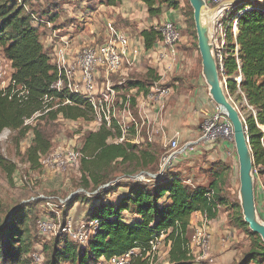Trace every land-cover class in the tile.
Wrapping results in <instances>:
<instances>
[{
  "label": "trees",
  "instance_id": "obj_1",
  "mask_svg": "<svg viewBox=\"0 0 264 264\" xmlns=\"http://www.w3.org/2000/svg\"><path fill=\"white\" fill-rule=\"evenodd\" d=\"M120 1L102 0V3L117 6ZM138 1L150 17L158 16L163 5L167 9L179 7L173 0ZM25 3L26 0H0V53L10 69L9 83L0 90V134L8 130L18 143L32 133L25 154L30 166L37 168L40 158L49 153L51 143L39 125L25 124L26 120L94 122L95 115L85 98L66 88L54 87L61 73L41 43L40 32L45 23L58 19V12L45 8L34 13L28 9L30 4ZM186 5L184 22L196 41L192 11ZM245 7L249 9L237 18L236 35L230 32L226 36L222 68L218 70L220 79L225 80L226 96L244 120L257 184L264 177V0L235 3V10ZM160 36L153 27L142 30L144 49H153ZM194 48L198 52L196 42ZM157 80L156 72L147 69L143 77L126 80L124 88L147 95ZM134 103L131 98L132 107ZM120 137V127L112 120L109 125L101 123L83 138L78 150L84 156L79 165L81 181L83 188L91 189V193L89 197L77 196L74 203L85 202L84 220L95 221L96 226L85 245L68 240L60 232L52 246L44 248V264H100L102 259L109 261L133 249L144 248L162 233L166 234L164 241L169 244L168 264H202L195 261L188 248L189 218L199 212L212 221L222 209H231L230 224L242 230L251 241L250 249L236 264H264L262 241L248 230L239 204H229L224 196L227 177L222 175L228 170L225 163L211 164L208 170L216 175V180L207 186L187 184L178 172L169 168L151 181L141 182L132 177L136 169H131L129 164L135 163L137 168L151 166L150 171L155 174L162 149L148 144L113 143ZM117 168L122 180L112 176ZM0 170L11 178L15 166L0 155ZM210 192L213 195L207 197ZM30 212L26 206L19 205L0 223V264H30ZM258 214L264 220L259 211ZM65 215L63 212L64 224Z\"/></svg>",
  "mask_w": 264,
  "mask_h": 264
},
{
  "label": "rangeland",
  "instance_id": "obj_2",
  "mask_svg": "<svg viewBox=\"0 0 264 264\" xmlns=\"http://www.w3.org/2000/svg\"><path fill=\"white\" fill-rule=\"evenodd\" d=\"M173 1L179 3L183 16H186L188 12L186 5V3H188L187 0ZM43 2L38 0L37 2L34 0H26L25 4H30V7H28L29 11L34 10V13H36L39 12L40 9L45 8L44 6L49 5L48 0H46L44 3ZM254 2L255 4H258L257 1ZM54 6L58 5L56 4ZM159 25L160 23L156 24L155 26ZM184 25L183 35L189 42L190 50L195 51L194 44L195 42L197 43V40L195 41L193 39L191 31L187 28L185 23ZM62 27L63 25L58 23L56 20L54 23H45V26L41 28L40 32L41 43L46 47L51 57V62L60 69H63L68 65L67 61H64L63 63L61 61L65 52H61V50L59 51L60 44H62L61 38H64L66 35H68L67 32L63 31ZM90 32H93V35H90ZM73 33H76V30L73 32L71 31V34ZM88 35L90 36V40L84 37L83 40H79L77 42L74 47L75 50L72 53L74 54L73 56L76 57L80 50L85 46L102 45L105 41V39L102 38L100 32H95V30H88ZM69 39H72V35L69 37ZM64 59H66L65 56ZM198 68L200 71V57L198 58ZM2 69L6 72L3 79V86L5 88L9 78L10 69H8V64L5 62H3ZM143 76L144 75L142 74L139 75L133 72L129 77H120L118 73H112L109 75V80L111 85H114L116 86L115 88L119 89L124 88V83L127 79L141 78ZM148 95L149 93L144 95V97H147ZM133 99L135 102L133 106L134 116L137 121H140L137 113V103L135 98ZM208 100L211 104L210 112L215 114L218 113L223 117L219 108L211 102L209 97ZM33 123L39 125L51 143V149L49 153L40 158L39 166L37 168H32V166H30V164L26 161L25 153L32 140V133H28L26 137L23 140L18 141V143L13 133L10 131L4 130L0 134V155L13 163L15 166V171L11 178H8L6 174L0 170V223H3L9 213L19 205H24L26 208L30 209V219H28L29 229L31 231L32 237L30 264H44L46 260L44 248H50L56 236L61 232V227L64 225V223H62L63 212L66 213L64 218L65 223L69 220L70 222L77 224H79L81 221H85L83 216L86 210L85 202H74L77 196L89 197L91 193V189L83 188L80 166L77 169L67 166H64V168L61 166L59 170L50 169L49 165L52 161L50 156L56 152L65 150H80L83 138L87 133L96 130L97 125L94 122H68L62 119H58L53 122L48 120L36 122L31 120L29 122V124ZM130 134L135 135V130L132 129ZM141 135L145 140L147 139L143 131ZM219 141H222L221 152L226 159L225 164L228 167L227 174L226 172H223L222 175L223 177H227L224 196L227 200H229V204H239L238 162L233 141L232 138L229 137H222ZM137 145L140 146L144 144L140 143ZM179 145L181 146L182 144ZM161 149L162 151L160 157L167 151L166 148ZM160 157L157 162V169L160 165ZM176 161L177 159L175 158L172 161L171 167L167 170L176 172ZM208 165L209 166L206 167L207 164H205V167H203L202 170L206 171V169L211 166V164ZM129 167L131 169H136L135 175L132 177L141 182H146L145 180L150 179L147 176L148 173L153 174V172L150 171L152 169L151 166L147 168H137L136 164L133 163L129 164ZM179 175L181 174L179 173ZM112 176L116 177L115 180H122L119 168H117ZM70 206L72 207L70 208ZM230 213L231 209L221 210L217 228L214 230V232L211 229V225L209 226L210 239L208 240L209 248L207 254L204 255L199 250L194 248L191 254L195 258V261L206 264V260L211 259L212 264H236L242 260L244 254L250 249L251 241L242 230L237 229L230 224ZM261 221L264 222V220ZM42 222H48L51 224V231L47 233L41 232L39 224ZM194 231L195 227H192V229L190 228V239L193 236Z\"/></svg>",
  "mask_w": 264,
  "mask_h": 264
},
{
  "label": "built area",
  "instance_id": "obj_3",
  "mask_svg": "<svg viewBox=\"0 0 264 264\" xmlns=\"http://www.w3.org/2000/svg\"><path fill=\"white\" fill-rule=\"evenodd\" d=\"M234 1L238 2L239 0H205L208 8L213 10L210 16V39L220 70L226 46V36L230 32L235 36L237 18L249 9V7H245L243 10H235ZM258 2H262V0H258ZM168 9L176 10L178 8L170 7ZM182 21L184 25V16ZM106 28L109 32L107 42L102 45L85 46L74 58L71 65H67L63 69L57 66L60 70L61 78L58 79L54 87L57 90L66 88L71 93L85 98L94 112V123L97 127L101 123L109 125L112 120L117 122L121 130V137L114 140L113 143L131 144L132 139L129 138L131 130L134 129L137 134H140L143 124L141 120L137 121L135 119L134 108L131 106V95L122 99L118 98V90L111 85L109 80L110 74L120 72L129 63L127 61L128 38L123 33L116 31L111 24H107ZM153 28L161 35L155 44V47L158 48L157 67L163 66L161 68L162 74L157 75L158 80L153 83L149 91L151 96L156 97V101H164V97L169 92V88L166 87L169 83L168 73L172 72L176 62L177 50L185 39L183 35L184 27L179 26L177 22L167 20ZM61 61L63 63L65 59L62 58ZM3 62V59L0 58V90L4 89L3 79L6 74L2 69ZM102 77L104 78L103 80ZM9 78L7 84L9 83ZM210 111L203 118L199 134L195 140L180 146L177 137H174L163 146L167 151L160 160L157 172L150 177L148 176L150 178L149 181L163 173L167 168H170L172 161L181 154H203L205 150L213 148L219 142H222L219 141L222 137L232 138L233 141L231 124L221 112L225 119L220 114L211 113ZM30 121L26 120L25 124H29ZM50 157L52 160L49 165L50 169L59 170L61 166L62 168L64 166L74 169L79 168L84 156L78 150H65L56 152ZM253 173L254 175L256 174L255 168ZM262 193L264 196V189ZM212 195L213 193L210 192L207 197ZM95 226V221H81L77 224L69 220L61 227V232L68 237V240L79 245H85ZM39 227L43 233H47L52 229V225L48 222L40 223ZM192 227H195V231L188 243L190 253L196 248L204 255L207 254L209 248L208 240L210 239L209 221L199 212L193 213L189 218V229H192ZM165 237L166 234L162 233L151 240L148 246L144 248L133 249L109 261L102 259L101 262L104 264H134L135 262L161 264L163 259L168 260L169 244L165 243ZM206 261V264H212L211 259Z\"/></svg>",
  "mask_w": 264,
  "mask_h": 264
},
{
  "label": "crops",
  "instance_id": "obj_4",
  "mask_svg": "<svg viewBox=\"0 0 264 264\" xmlns=\"http://www.w3.org/2000/svg\"><path fill=\"white\" fill-rule=\"evenodd\" d=\"M34 1L37 2V0ZM38 1L45 2L46 0ZM48 1L49 5L44 7L58 12L57 21L63 25V31L68 33L64 38H61L62 44H60L59 49V51L65 52L63 58L66 57L65 61L68 62V65H71L75 58L72 53L77 42L83 40L84 37L90 38L88 30L100 32L105 43L109 37L106 26L111 24L116 31L123 33L128 38L127 61L129 63L118 72L120 77H129L133 72L144 75L147 69L154 70L157 75L162 74L163 65L157 67L158 48L154 46L153 49L146 51L140 32L167 20L177 22L179 26L184 27L180 5L176 10L167 9L163 5L158 16L149 17L144 5L138 0H121L117 6H107L102 3V0ZM56 4L58 6L54 9ZM75 30L76 33L71 34V31ZM236 33L237 27L234 35ZM71 35L72 39H69ZM90 35H93V32H90ZM198 58V53L190 50L188 40L184 39L177 50L173 70L168 73L169 83L166 87L169 88V92L164 97V101H156V97L151 96L150 91L149 95L144 97L142 93H137L135 90L116 88L118 98L122 99L128 95L135 98L137 113L143 124L140 134L136 132L135 135L130 134L131 144L147 143L163 148L174 137H177L179 144L189 143L197 138L200 124L211 109L207 97L208 89H206L207 86L202 78L201 70L199 71L198 68ZM142 131L145 133L146 140L141 135ZM221 144L222 142H219L200 155L187 153L176 157V172L182 175L181 177L185 179L187 184L207 186L216 180V175L209 172L208 168L203 171L204 165L207 164L206 167H208V164L217 161L226 163L221 152ZM151 175L153 174H147L149 177ZM263 189L264 177L258 180L255 190L257 209L262 216H264ZM219 216L215 220L209 221V226L211 225L213 232L217 228ZM161 264H168V262L163 260Z\"/></svg>",
  "mask_w": 264,
  "mask_h": 264
},
{
  "label": "water",
  "instance_id": "obj_5",
  "mask_svg": "<svg viewBox=\"0 0 264 264\" xmlns=\"http://www.w3.org/2000/svg\"><path fill=\"white\" fill-rule=\"evenodd\" d=\"M187 2L192 11L197 50L201 60V75L208 89V97L232 127L233 145L238 162L239 206L243 221L248 226L250 233L258 236L264 245V222L260 220L256 206L254 167L244 120L236 106L226 96L225 80L220 79L211 44L210 16L213 10L208 8L205 0H187Z\"/></svg>",
  "mask_w": 264,
  "mask_h": 264
}]
</instances>
